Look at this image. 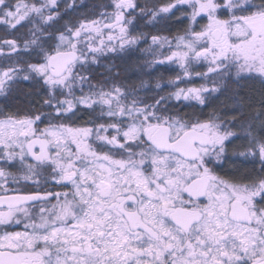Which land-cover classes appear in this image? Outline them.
<instances>
[{
  "label": "snow or ice",
  "instance_id": "obj_1",
  "mask_svg": "<svg viewBox=\"0 0 264 264\" xmlns=\"http://www.w3.org/2000/svg\"><path fill=\"white\" fill-rule=\"evenodd\" d=\"M61 2L0 0V96L27 101L0 108V264H264V110L233 92L231 115L204 111L264 87V0H109L75 21ZM145 18L188 23L149 44ZM140 43L178 68L168 91L94 81ZM230 145L250 168L224 171Z\"/></svg>",
  "mask_w": 264,
  "mask_h": 264
},
{
  "label": "flooded vegetation",
  "instance_id": "obj_2",
  "mask_svg": "<svg viewBox=\"0 0 264 264\" xmlns=\"http://www.w3.org/2000/svg\"><path fill=\"white\" fill-rule=\"evenodd\" d=\"M144 1L145 0H137V2L141 3V5L144 4ZM76 3L79 5L78 0H76ZM107 3H109V0H95V5L93 8H85L82 4L75 12H70L67 16H65V20L71 19L75 21L77 18L80 17L81 14H85V15H92L93 13L98 14L101 11L100 6L103 4H107ZM61 5H63V0L61 2ZM61 9H63V7ZM145 21H146V18H145ZM145 21L144 19H137L134 22L136 27L135 29H133V34H135L136 32L144 33V31L150 27L148 24L145 23ZM63 22L64 21H61V23ZM186 25L187 24H182V25L177 26L176 28L169 29V25L166 26L164 25V23H160L159 25L157 26L155 25L153 27L154 28L156 27L157 30L158 29L164 30L168 28L170 31H172V30H181ZM2 34L3 33L0 32V35ZM147 47H148V44L140 43L139 46H134L133 49L128 50L125 53H119V54L109 53L106 56L102 57L100 64L98 66H94V71H93L94 81H99L109 76V73L107 71L109 67H111L112 69L111 75L116 76V79L118 82L126 83V84H137L138 85L140 81L142 80L146 81V77H148L149 74L151 76L162 77V75H160L159 73V70H161L168 77H174L176 71H178V68L175 65L170 64L166 61L162 64L154 63V65L156 66L153 68L154 71L150 73H147L144 70V68L145 69L148 68V66L146 67V63L150 59L149 57L150 54L148 52H142L141 49H145ZM158 58L159 57H156L155 59H158ZM151 59L152 60L154 59L153 55H151ZM117 73L119 74L118 76L116 75ZM155 84L156 82H153L154 86L151 87L153 92L156 91ZM181 86H184V85H181ZM21 87L23 88L24 91H26L28 88V85L25 83ZM163 88L165 89V92L169 90L168 88H165V87ZM239 91H240L239 89L230 88V90L225 94H229V93L233 94V92L239 93ZM143 94L144 92L142 91L141 95ZM151 94L152 93H149V95ZM161 94L163 95L164 93L162 92ZM212 101L213 99L210 101L207 111H209L212 108H216L220 111L227 112L229 115L232 114V109H233L232 103H227V104L220 103L219 104V103H212ZM26 103L27 101L24 95L22 94V92L13 93L11 96L7 98L0 96V108H4L6 111L8 110L15 111L17 108H23ZM172 103H175V101H173ZM185 110L191 111V109H185ZM247 117H248V114L245 113V118ZM241 143H243L242 140L233 141L234 145H239ZM231 148H232V145L229 146L230 159L225 162L224 171L230 172L234 166L240 167L241 171L245 170L246 168H250L251 167L250 164H242L239 158H231Z\"/></svg>",
  "mask_w": 264,
  "mask_h": 264
},
{
  "label": "trees",
  "instance_id": "obj_3",
  "mask_svg": "<svg viewBox=\"0 0 264 264\" xmlns=\"http://www.w3.org/2000/svg\"><path fill=\"white\" fill-rule=\"evenodd\" d=\"M149 3H158L159 0H148ZM79 5H82L85 8H93L95 5V0H78ZM145 3V1H144ZM141 4V3H140ZM143 5V4H142ZM63 7V5H61V8ZM180 13L177 12L176 13V17H179ZM145 21V19H144ZM146 23V21H145ZM160 23H164V25L168 26L169 25V29L170 28H176L179 25H182L184 23H179L176 18H172L170 20L167 21H162ZM160 23H157V25H159ZM148 24V23H146ZM150 27L148 29H146L144 31V33L149 34V40L148 43L150 44V35H162V36H170L174 33H176L178 30H172L170 31L168 28L161 30V29H156V27L154 28L153 25L148 24ZM150 59L148 60L151 61V54H150ZM146 63V67L148 66L147 69L144 68V70L147 73H150L153 70V68L156 66L154 64H149ZM154 65V66H153ZM160 75H162V77L160 76H151L149 74L148 77H146V81L148 83L149 87H153V82H157L158 80H161L162 78V87L168 88L167 85V81L169 80L170 77H168L166 74H164L161 70H159ZM201 83V81L197 80L196 84ZM230 88L232 89H239V93L237 92V95L239 98H242L243 103H244V112L246 114L249 115V113L254 114L256 110H264V87H262L260 85V83L258 81H241L239 84H233L230 86ZM232 94H223V95H219L218 97H214L212 103H232L231 99H229V97H231ZM199 108V106H197ZM205 112H207V108L204 109Z\"/></svg>",
  "mask_w": 264,
  "mask_h": 264
},
{
  "label": "rangeland",
  "instance_id": "obj_4",
  "mask_svg": "<svg viewBox=\"0 0 264 264\" xmlns=\"http://www.w3.org/2000/svg\"><path fill=\"white\" fill-rule=\"evenodd\" d=\"M188 23V21H184V24H187ZM162 57H159L158 59H161ZM198 70H203V69H198Z\"/></svg>",
  "mask_w": 264,
  "mask_h": 264
}]
</instances>
